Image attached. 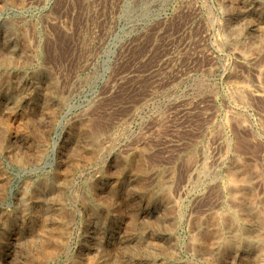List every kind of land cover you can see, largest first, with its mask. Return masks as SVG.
I'll list each match as a JSON object with an SVG mask.
<instances>
[{
  "label": "rangeland",
  "instance_id": "1",
  "mask_svg": "<svg viewBox=\"0 0 264 264\" xmlns=\"http://www.w3.org/2000/svg\"><path fill=\"white\" fill-rule=\"evenodd\" d=\"M263 224L264 0H0V264H264Z\"/></svg>",
  "mask_w": 264,
  "mask_h": 264
},
{
  "label": "bare ground",
  "instance_id": "2",
  "mask_svg": "<svg viewBox=\"0 0 264 264\" xmlns=\"http://www.w3.org/2000/svg\"><path fill=\"white\" fill-rule=\"evenodd\" d=\"M234 90V89H233ZM235 93V92H234ZM248 96V95H247ZM249 97V96H248ZM241 98V97H240ZM242 99V98H241ZM228 120V119H227ZM236 121V120H235ZM231 172V171H230ZM235 181V180H234ZM232 185V184H231ZM231 187V186H230ZM164 195V194H163ZM254 205V204H253ZM256 207V206H255ZM246 208V207H245ZM245 208H240L241 211H240V215L237 216V220L239 219V217L243 216V214L249 212V213H252V209L251 210H245ZM255 210V209H254ZM237 211V210H236ZM226 213V212H225ZM238 213V211H237ZM259 214V213H258ZM236 217V216H235ZM236 219V218H235ZM264 225V224H263ZM217 227V226H216ZM249 227V226H248ZM41 231L44 232V235L47 239H50V242L51 241H55L57 239V234L54 232L50 233L47 229V227L45 226V224L41 225ZM237 229V228H236ZM40 230V229H39ZM242 230V229H241ZM240 231V230H239ZM244 231V230H243ZM230 232V231H229ZM229 232H228V235H229ZM232 232V231H231ZM235 232V231H234ZM247 232V230L245 231ZM213 233V232H212ZM215 233V232H214ZM220 233V232H219ZM243 234H245L244 232H242ZM241 233V234H242ZM231 234V233H230ZM242 234V235H243ZM240 235V232H237L236 234H234L233 236H231L233 239H231V237L229 239H227L226 237L224 238L223 235L222 236H219V235H216L215 236V241L217 243V251L219 250L220 252V255L223 253L222 249L226 251H234V250H237L239 246H241V244H244L245 246L247 247H252L253 248V244H252V241H251V238L252 236L250 237H245L244 235L242 236ZM201 236V235H200ZM248 236V235H247ZM255 236V235H254ZM214 238V237H213ZM253 238V237H252ZM212 240V238H211ZM204 243V242H203ZM212 244H213V241H212ZM211 244V246H213ZM195 245V244H194ZM215 246V247H216ZM208 247V246H207ZM245 248V247H244ZM256 248V247H255ZM55 249V248H54ZM207 249H211V247L207 248ZM38 251V255L41 257V256H44L47 254V251L49 252H53V246H49L46 247V246H42L41 248H38L37 249ZM36 251V253H37ZM255 251V254L258 255L259 257H261L262 255H264V242H262L260 244V246H258L256 249H254ZM207 252V250H206ZM213 252V251H212ZM211 252V253H212ZM224 252V253H225ZM253 252V251H252ZM228 253V252H227ZM231 253V252H230ZM234 253V252H233ZM229 254V253H228ZM211 255V254H210ZM217 255V254H216ZM209 256V255H208ZM254 257V256H253ZM262 258V257H261Z\"/></svg>",
  "mask_w": 264,
  "mask_h": 264
}]
</instances>
